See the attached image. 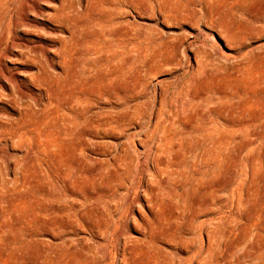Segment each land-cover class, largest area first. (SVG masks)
<instances>
[{"label": "bare ground", "instance_id": "obj_1", "mask_svg": "<svg viewBox=\"0 0 264 264\" xmlns=\"http://www.w3.org/2000/svg\"><path fill=\"white\" fill-rule=\"evenodd\" d=\"M103 1L107 9L98 7L95 22L80 25L83 30L80 34L90 46L85 50H68L72 56L77 54L84 58L83 63L73 73L59 74L56 78L43 70L39 85L48 95L44 107L26 106L18 124L1 125L6 139L28 146L26 153L15 161L13 178L6 176L9 166L3 169L0 164V264H10L17 251L24 258L30 240L40 230L52 231L58 237L68 236L44 246L40 264H117V258L120 264H175L160 247L161 240L172 241L177 248L191 253L183 258L182 264H224L221 249L232 247L230 236L235 229L241 232L237 244L246 242L250 234L260 235L264 231V184L257 183L247 191L243 182L241 187L227 191L224 184L216 182L221 174H229L238 164L252 162L256 166L255 157L250 156L251 161L245 162L239 154L242 148L253 144V140L237 141L236 136L230 134L235 113L230 94L222 95L226 104L221 109H203L195 99L214 102L215 92L191 95L187 82L182 80L176 85L171 100L175 98L177 104V100L183 99L188 115L182 113L178 104L164 102L168 98L165 93L161 106L148 115L145 103L138 101L146 91L147 82L136 65L137 60L127 53L120 63L111 62L108 67L104 63L105 39L113 33L118 35V30L106 33L105 22L117 25V16L113 0ZM171 1L163 0L168 11L184 19L180 15L181 6L173 7ZM201 1L213 10L211 2L216 0ZM219 1L222 6L217 11H224L231 20L235 26L232 37L241 47L245 46L247 38L264 40V27L260 25L264 16L260 13L254 17L248 15V9L256 0ZM192 4L195 0H186L182 6L190 12ZM79 14L72 4L65 2L52 18L68 28L77 25L71 31L69 39H72L80 29L81 16L88 12L81 13L77 21ZM86 29L90 30L87 34ZM121 34L118 44L123 47L136 41L134 32L128 28H123ZM95 50H99L100 56L89 58L88 53ZM177 50L165 45L156 53L155 60L165 66L178 64ZM252 58L251 65L241 66L246 70L236 78L244 85L246 93L255 94L264 83V52ZM244 106L253 104L246 102ZM215 113L225 115V121H220ZM260 118H264V110L258 116L244 120L241 127L255 125ZM136 122L143 124L140 134L145 136L146 151L134 156L118 150L109 164L92 157L91 152L95 150L107 153L99 148L101 139L117 135H126L129 139L135 137L130 130ZM262 122V126H258L264 131ZM237 143H240V149ZM65 146H68L66 153ZM260 160L264 164V157ZM89 165H93L92 168ZM239 174L242 179L244 170ZM59 182L68 183L69 190L73 185L85 191L81 194L71 191L68 198H62L55 191ZM90 185L98 186L99 191L105 189L98 195L105 199L103 203L91 206L87 197ZM190 189L197 195L193 205L187 204L186 192ZM136 207L141 220L136 219L133 212ZM226 210L230 213L225 214ZM200 215L207 219L200 222L201 227L204 223L208 226L206 238L195 245L187 235L193 229L192 220ZM132 217L142 235L138 238L128 236L121 247L119 239L115 240L111 233L112 249H104L102 254L71 238L83 231L100 234L107 241L110 224L117 228L121 222H126L127 230ZM243 220L244 224L238 227ZM252 259L255 264H264V245Z\"/></svg>", "mask_w": 264, "mask_h": 264}, {"label": "rangeland", "instance_id": "obj_2", "mask_svg": "<svg viewBox=\"0 0 264 264\" xmlns=\"http://www.w3.org/2000/svg\"><path fill=\"white\" fill-rule=\"evenodd\" d=\"M185 1L172 0L170 2L173 7L181 6L180 15L184 17L182 19L168 11L163 0H113L112 6L115 16H117V25L107 21L105 28L106 33L118 30V35L115 33L106 34V45L102 51L106 59L104 63L106 67L111 62L113 64L120 63L127 53L137 60L136 65L141 70L144 81L147 82L146 91L138 101L145 103L144 108L148 115L161 106L163 93L168 97L164 102L167 101L169 104L172 102L176 106L178 104L182 113L185 116L188 115L189 110H186L187 106L184 108L183 99L177 100V104L175 98L171 100L177 90L176 85L181 80V82H187L191 95L203 92L209 95L213 91L215 92L214 102L205 98L195 99L203 109L211 107L221 109L226 104V99L222 95L230 94V102H232L235 112L233 113L234 124L229 130L230 134L235 135L237 141L253 140V144L248 145V148H242L239 154L245 159V162L251 161L249 158L252 156L255 157L256 166L254 167L252 162L248 165L238 164L229 174H221L216 182L224 184L227 191L233 187H241L243 182H245L244 187L247 191L257 183L262 186L264 178H261V175H264V164L260 159L264 157V131L260 127L264 118H260L252 126L241 127V125L245 124L244 120L258 116L260 111L264 110V83L257 93H246L244 85L236 77L242 76L246 70L241 66L251 65L252 56L264 52V40L259 42L256 38H247L245 46L241 47L232 37L235 26L226 17L224 11H217V8L222 6L221 1L211 2L214 7L211 10L205 1L203 3L201 0H195V4L191 5L190 12L182 6ZM65 2L72 4L80 13L77 21L87 10L88 14L81 16L78 26L82 22H91L90 25H92L95 22L98 7L103 6L99 9H107L103 0H0V164L3 169L9 166L6 174L9 179L15 176V161L26 153L28 145H19L11 138L6 139L3 136L6 134L2 133L1 125L18 124L26 106H31L34 109L43 108L48 99L47 91L39 85L43 70L46 69L48 74L54 78L59 74L73 73L77 66L83 63L84 58H79L77 54L72 56L68 50L70 48L85 50L90 46V42L80 34L83 31L81 26L73 38L69 39L72 35L71 31L77 25L73 27L71 25L68 28L59 25L52 18L56 9H59ZM256 13L264 16V0L254 1L248 9L250 17H254ZM224 18L228 20H223ZM260 25L264 27V21ZM123 28L132 30L136 40L126 47L118 44ZM88 31L90 30L86 29V34L89 33ZM168 44L178 49L176 54L178 64L165 66L161 61L155 60L156 53ZM117 54L120 55L117 56ZM88 55L89 58L97 59L100 52L95 50ZM138 57L141 59H137ZM246 102H250L253 106L245 107ZM103 105L107 108L111 107L110 104ZM214 116L220 121H225V115L221 113H215ZM142 126L143 124L140 122L133 125L134 128L130 131L135 134V137L131 139L126 135L101 139L99 148L105 149L107 153H98L95 150L91 152L92 157L109 164L118 150L130 152L134 156L138 152L146 151L143 141L145 136L140 134ZM252 133H257L261 137L255 138ZM240 147V143H237V148L240 149ZM63 150L66 153L68 146H65ZM92 166L89 165V168ZM242 170L245 174L241 179L239 172ZM55 188L57 196L65 199L70 196L71 191L79 194L85 191V189L75 188L73 185L69 190V184L64 182H59ZM178 189L183 190L182 187ZM87 190L91 206L105 201L98 197L105 189L99 191L98 186L90 185ZM122 192L123 190H120V193ZM186 193L187 204L193 205L197 197L196 191L190 189ZM1 206L0 200V210ZM133 212L136 219L141 220L139 208L136 207ZM224 212L225 214L230 213L228 210ZM205 220H207L205 215H200L192 220L191 227L193 229L187 235L192 244L199 245L202 239L206 238L208 225L204 223L201 227L202 221L206 222ZM133 222L134 218L132 217L129 219L127 230L126 222H121L117 228H115V224H110L107 241H104L105 239L100 234L83 231H78L71 238L87 244L88 247L102 254L104 249H112L109 243L112 234H114L115 240L119 239L121 247L128 236L138 238L142 235L140 228ZM246 222H250V219H246ZM243 224L244 220L239 222L238 227ZM64 235L58 237L52 231L40 230L35 234L36 237L30 240L25 257L22 258V253L17 251L11 257L10 264H40L39 258L44 246L68 238L66 234ZM240 237L241 232L239 229H235L230 236V242H233L232 247L225 246L221 249V260L224 264H255L252 257L264 245V231L260 235L250 234L246 242L237 244ZM115 240L114 242H116ZM159 245L175 264H182L183 258L191 255V253L177 248L172 241L161 240ZM79 247L81 246L79 245ZM116 263L120 264L119 258Z\"/></svg>", "mask_w": 264, "mask_h": 264}]
</instances>
